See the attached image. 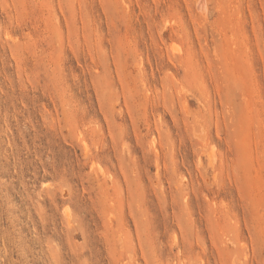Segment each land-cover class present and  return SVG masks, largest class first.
<instances>
[{
	"label": "rangeland",
	"instance_id": "rangeland-1",
	"mask_svg": "<svg viewBox=\"0 0 264 264\" xmlns=\"http://www.w3.org/2000/svg\"><path fill=\"white\" fill-rule=\"evenodd\" d=\"M0 264H264V0H0Z\"/></svg>",
	"mask_w": 264,
	"mask_h": 264
},
{
	"label": "bare ground",
	"instance_id": "bare-ground-1",
	"mask_svg": "<svg viewBox=\"0 0 264 264\" xmlns=\"http://www.w3.org/2000/svg\"><path fill=\"white\" fill-rule=\"evenodd\" d=\"M196 1V6L198 8H201L205 4V0H195Z\"/></svg>",
	"mask_w": 264,
	"mask_h": 264
}]
</instances>
